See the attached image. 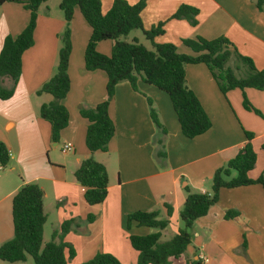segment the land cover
<instances>
[{
    "label": "crops",
    "instance_id": "crops-1",
    "mask_svg": "<svg viewBox=\"0 0 264 264\" xmlns=\"http://www.w3.org/2000/svg\"><path fill=\"white\" fill-rule=\"evenodd\" d=\"M112 1L101 0L104 12ZM126 1L133 4L139 0ZM181 3L198 8L197 24L192 26L185 19H170L164 25V33L154 38L155 42H172L178 52L191 53L182 39L196 36L213 39L224 35L238 53L252 59L257 69L264 68V5L260 10L255 0H146L141 13L143 28L149 29L167 19ZM28 17V11L21 4H0V49L5 36L17 35ZM78 26L80 31H77ZM64 27L62 11L54 9L50 0L43 2L38 8L33 44L21 57V74L13 95L6 100L0 99V141L9 151L8 166H0V245L13 236L12 197L26 183H35L43 191V209L47 216L44 227L50 218L54 223L53 231L59 229L64 220H72L64 240L73 245L76 257L81 256L79 261L104 251L122 262L135 264L137 252L131 248L128 236L146 235L155 229L135 224L126 229V215L136 210H158L159 218H164L162 205L169 203L173 207L171 219L176 221L172 237L180 228L178 219L186 197L185 187L209 193L214 171L225 166L246 141L244 131L253 133L251 142L256 152V165L248 175L252 179L261 175L264 179L261 148L264 143V89H244V95L259 113L246 109L242 102L243 92L232 89L223 94L203 63L186 64L184 68L187 86L210 118L211 126L207 131L193 138L183 136L170 99L168 101L160 89L138 79V91H134L128 81H121L108 107L115 126L108 149L90 153L85 145L88 121L80 115L79 109L94 107L106 98L107 77L102 70L84 69L83 55L91 28L89 30L80 21L76 9L70 21V88L62 99L69 120L60 131L59 140L53 142L50 124L39 116V107L52 96L36 91L55 72L60 33ZM125 40L128 41V35ZM99 42L96 46H101V50L97 48V51L108 54L110 51ZM2 85L7 88L11 81L4 78ZM147 97L152 100L158 119L167 131L164 136L159 134L149 116ZM159 138L163 141L165 158L155 157V141ZM59 142L72 144L73 149L65 155L67 157L57 158L51 153ZM45 152L47 160L43 156ZM88 157L102 163L108 173L107 196L95 205L86 203L84 187L74 177V171ZM228 209L237 210L239 215L225 219ZM90 213L94 218L88 221ZM191 228L190 244L170 264H191L192 261L264 264L262 185L222 188L218 201L206 215L196 219ZM44 235L45 230L43 243H46ZM105 237L109 240L107 245ZM25 261L0 259V264Z\"/></svg>",
    "mask_w": 264,
    "mask_h": 264
},
{
    "label": "trees",
    "instance_id": "trees-1",
    "mask_svg": "<svg viewBox=\"0 0 264 264\" xmlns=\"http://www.w3.org/2000/svg\"><path fill=\"white\" fill-rule=\"evenodd\" d=\"M47 0H0L21 4L28 11L29 17L25 27L15 36L6 35L0 49V99L6 100L13 95L14 87L21 74V57L25 50L33 44V33L36 26L39 6ZM146 0L129 3L126 0H113L110 8L104 12L101 0H60L58 7L63 13L65 27L60 35L61 46L58 50V62L54 74L36 91L52 96L48 102L39 107L40 118L50 124V136L53 142L59 140L60 131L68 125L69 115L62 99L70 88L68 62L72 49L69 24L77 7L83 19L91 28L85 46L83 61L86 71L102 70L107 81L106 98L94 107L81 108L80 115L88 121L85 132V145L90 153L105 152L108 142L115 132L108 107L114 96L115 87L121 81H128L134 91H138L137 82L141 79L147 84L164 91L171 102L183 136L193 138L207 131L211 121L204 111L195 93L187 86L185 65L203 63L223 94L229 90L240 89L243 92V106L259 113L244 95L245 88L264 89V68L257 69L252 59L237 52L234 44L224 35L213 39L196 36L182 39L191 53H180L172 42L157 43L156 36L164 33V25L170 19H185L190 25L197 24L198 8L181 3L165 20L159 21L149 29L142 24V10ZM258 9H263L264 0H255ZM140 29L151 43L152 49L133 38L131 42L121 40L132 30ZM112 39L109 55L96 49L99 41ZM241 60L249 69L244 77H238L234 69L227 65L231 57ZM11 81L9 87L2 85V80ZM149 116L160 135H166L165 127L160 123L152 100L147 97ZM246 141L238 152L228 160L225 166L217 168L212 176L209 193L192 191L185 187L186 197L179 218L182 228L167 240H160L161 231L170 223L173 213L171 204L164 202L165 217L159 218V211L136 210L126 215L125 227L132 224L146 226L155 231L146 235L128 236L129 244L137 252L135 264H170L179 258L191 242L189 229L193 222L206 215L208 209L219 198L222 188H236L260 183L264 189V179L260 175L256 179L248 173L256 165V152L252 145L253 133L244 131ZM156 158H165L166 153L161 138L155 141ZM264 151V143L261 146ZM9 160V151L0 141V166L4 167ZM235 172V175L232 173ZM74 177L84 187V199L87 204L95 205L104 201L108 193V173L106 167L92 157L81 161L74 171ZM43 191L35 183L23 184L13 195L11 216L13 236L0 245V259L7 262L24 261L30 255L34 264H68V260L76 254L72 244L64 240L69 232L72 220H64L59 229L52 232L50 240L43 243V230L46 213L42 202ZM239 215L235 209H228L224 218ZM93 214H88L91 221ZM243 245L244 242H243ZM80 264H121L111 253L99 251L92 258ZM191 264H199L192 261Z\"/></svg>",
    "mask_w": 264,
    "mask_h": 264
},
{
    "label": "rangeland",
    "instance_id": "rangeland-1",
    "mask_svg": "<svg viewBox=\"0 0 264 264\" xmlns=\"http://www.w3.org/2000/svg\"><path fill=\"white\" fill-rule=\"evenodd\" d=\"M52 3H54V9H56L57 11H61V10H59V7H58V4H59V2H60V0H50ZM76 9V11H79V9L76 7L75 8ZM60 13V12H59ZM79 18H80V21H82V23L84 24V25H87V27H89L88 26V24L83 20V18H82V16H81V14H80V12H79ZM69 28H70V24H69ZM71 30V29H70ZM89 30H90V27H89ZM77 31H80V27L78 26L77 27ZM63 32V31H62ZM143 32L140 30V29H134V30H132L129 34H128V42H131L132 41V38L133 37H135L136 36V38H138V42H140V43H142L143 45H145L147 48H149V49H152V46H151V43H150V41L148 40V39H146V37L144 36V34H142ZM62 33H60V35H61ZM90 36V35H89ZM126 37V36H125ZM125 37H120V39L121 40H125ZM61 41V40H60ZM61 43V42H60ZM100 43V45H104L106 48H107V51L109 52H111V45H112V39H106V40H102V41H100L99 42ZM99 49V50H101V46H96V49ZM106 48H105V50H106ZM97 49V50H98ZM104 50V49H103ZM110 52L108 53V54H106V55H109L110 54ZM104 54V53H103ZM227 65H229L230 67H232L233 69H234V72H235V74L238 76V77H244V76H246L248 73H249V69H248V67H247V65H245L241 60H239V59H237V58H235L234 56L233 57H231L228 61H227ZM159 90V89H158ZM161 93H164L163 95L166 97V99L168 100L169 99V97H168V95L164 92V91H162V90H159ZM168 97V98H167ZM169 101V100H168ZM76 107L77 108H79V104H76ZM81 109V108H80ZM79 109V110H80ZM61 146H62V143L61 142H59V144L55 147V148H53L54 149V151L53 152H51L52 154L53 153H55L56 154V157L57 158H63V157H67L68 155H69V153H70V151L69 152H66V154L65 153H63L62 151H61ZM52 147V146H51ZM65 155H67V156H65ZM44 159L45 160H47L48 159V154H47V152H45L44 153ZM8 163V162H7ZM8 166V164H6L5 166H4V168H6ZM179 220V223H180V228H182V226H183V223H182V221L180 220V218L178 219ZM53 222H52V219L50 218L48 221H47V223H46V225H45V227H44V230H45V235H44V237H45V239L46 240H50V238H51V234H52V232H53ZM175 226H176V221H175V219H171L170 218V223L168 224V226L166 227V229H165V231H164V233H163V236L160 238V240H167L169 237H170V235H171V233H172V231H173V229L175 228ZM189 232H190V234L192 233V228H190L189 229ZM108 239H107V237H105V245H107L108 244ZM111 241V240H110ZM112 254V253H111ZM76 255V254H75ZM78 257V256H77ZM76 256H74L73 258H71V259H69L68 260V264H80L81 263V261H79L80 260V258H81V256H79L78 258H77ZM119 261H120V259H119ZM83 262V261H82ZM121 262V264H130V262H122V261H120ZM21 264H34V262H33V259H32V257L30 256V255H27L26 256V261L25 262H23V263H21Z\"/></svg>",
    "mask_w": 264,
    "mask_h": 264
},
{
    "label": "built area",
    "instance_id": "built-area-1",
    "mask_svg": "<svg viewBox=\"0 0 264 264\" xmlns=\"http://www.w3.org/2000/svg\"><path fill=\"white\" fill-rule=\"evenodd\" d=\"M73 148H72V144L69 143V142H66L62 145L61 147V151L62 152H67V151H71Z\"/></svg>",
    "mask_w": 264,
    "mask_h": 264
}]
</instances>
